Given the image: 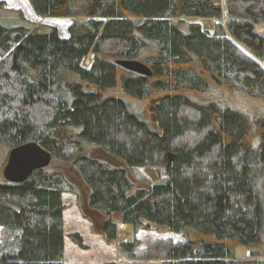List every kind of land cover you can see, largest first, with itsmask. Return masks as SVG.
<instances>
[{
    "label": "trees",
    "instance_id": "trees-1",
    "mask_svg": "<svg viewBox=\"0 0 264 264\" xmlns=\"http://www.w3.org/2000/svg\"><path fill=\"white\" fill-rule=\"evenodd\" d=\"M29 2L73 21L63 37L0 14V145L53 156L22 183L0 181V264H65L63 194L75 191L54 161L78 171L109 241L118 215L123 238L132 226L183 237L146 248L161 264H264V0ZM138 245L120 249L135 258Z\"/></svg>",
    "mask_w": 264,
    "mask_h": 264
},
{
    "label": "rangeland",
    "instance_id": "rangeland-1",
    "mask_svg": "<svg viewBox=\"0 0 264 264\" xmlns=\"http://www.w3.org/2000/svg\"><path fill=\"white\" fill-rule=\"evenodd\" d=\"M218 1L223 5L225 3V0ZM0 2L5 6V10L0 11V14L13 15L14 12L21 11L24 18L31 25L32 30L48 31L56 29L61 36H68V27L73 19L41 17L33 10L29 0H0ZM198 21L207 28H211L216 22L213 19H199ZM262 24H257L255 30L257 33L264 35L263 28H259ZM89 62L90 59L87 58L85 64L88 65ZM262 64L264 65V61ZM84 154L106 160L111 164H121L115 157L95 146H87ZM8 155L9 151L0 145V181L4 178L3 170L6 166ZM52 167L64 172L74 186L75 191L74 193L65 192L63 194V202L66 206L64 212L65 264H102L105 261H115L117 264H161L163 258H145L143 254L146 248L155 240L161 238L183 239L179 234L160 229L138 230L135 233L133 226L130 229L129 237L123 238L119 232L120 228L129 224H123L120 216L115 215L117 238L113 241L107 240L102 233L104 218L88 207L90 190L75 167L70 162L60 163L56 161L53 162ZM1 234L0 227V240L2 238ZM135 237L139 241V245L135 249L138 255L135 258H131L121 251L120 244L132 242ZM236 257L241 259L248 258V252L246 250L239 252L238 250L236 251Z\"/></svg>",
    "mask_w": 264,
    "mask_h": 264
},
{
    "label": "water",
    "instance_id": "water-1",
    "mask_svg": "<svg viewBox=\"0 0 264 264\" xmlns=\"http://www.w3.org/2000/svg\"><path fill=\"white\" fill-rule=\"evenodd\" d=\"M117 63L130 71L146 76L152 75L151 69L140 61L118 60ZM52 160V154L40 144L34 141L28 142L10 150L3 176L9 182L22 183L34 170L48 167ZM239 249L237 248L236 251Z\"/></svg>",
    "mask_w": 264,
    "mask_h": 264
},
{
    "label": "bare ground",
    "instance_id": "bare-ground-1",
    "mask_svg": "<svg viewBox=\"0 0 264 264\" xmlns=\"http://www.w3.org/2000/svg\"><path fill=\"white\" fill-rule=\"evenodd\" d=\"M240 251H243V252H244L245 250H244V248H241V249H239V252H240Z\"/></svg>",
    "mask_w": 264,
    "mask_h": 264
}]
</instances>
